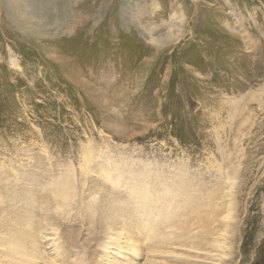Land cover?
I'll return each instance as SVG.
<instances>
[{"label":"rangeland","instance_id":"obj_1","mask_svg":"<svg viewBox=\"0 0 264 264\" xmlns=\"http://www.w3.org/2000/svg\"><path fill=\"white\" fill-rule=\"evenodd\" d=\"M26 2L0 0V233L9 236L22 191L33 188L38 224L47 204L54 227L37 228L40 264H90L81 256L97 255L98 231L80 219L101 195L93 187L125 193L123 185L146 184L158 193L155 185H178L188 194L172 187L166 196L228 205L203 247L212 260L186 246L174 254L199 264H264V0ZM156 2L161 12L152 13ZM193 2L199 21L188 31ZM13 11L32 19L20 24ZM153 33L165 42L149 41ZM50 185L63 186L41 194ZM125 233L111 236L130 241L116 242L127 260L114 256L142 264L139 237ZM24 262L0 243V264Z\"/></svg>","mask_w":264,"mask_h":264},{"label":"bare ground","instance_id":"obj_2","mask_svg":"<svg viewBox=\"0 0 264 264\" xmlns=\"http://www.w3.org/2000/svg\"><path fill=\"white\" fill-rule=\"evenodd\" d=\"M24 2H26V0H5V3L8 7L14 5L16 7H19V5L22 6ZM193 6L194 10L196 8V2H193ZM16 7L14 8L16 9ZM159 10L160 7L156 2L152 13L161 12ZM13 12V17H15L16 21L20 24H26L32 19L31 15L26 17L24 13H18L17 11ZM191 18L192 21L190 25L188 26L187 24V26L189 27L188 31L194 30L197 27L199 16L196 10L193 11ZM253 18L255 21H257V16L254 17L253 15ZM184 19L185 17L183 13L181 18V22L183 21L181 27H185ZM235 20H238L239 22L240 17H236ZM238 26L244 33V36L249 35V32L242 27V24L238 23ZM259 26H261V29H264L263 25L260 24ZM158 36L159 35L157 33L150 34L149 41L157 43L165 42V40L163 41ZM169 36L170 37L168 39L177 40L180 35H178V37L175 36V38H171L172 35ZM75 84L81 90L86 88V84H83L85 86L78 82H75ZM237 84L238 88H242L244 86L242 81L237 82ZM251 98L257 101L260 105V96L252 94ZM235 106H237V104ZM83 150H85V147ZM86 150L85 153L87 152ZM65 184L68 186H73L69 185V182H66ZM58 186L63 185H50L48 186V192H42L43 189L41 188V194H51V191H53L54 189L55 191H59L60 188H57ZM106 186L107 185H96L95 187H93L94 190L98 189L101 191L102 189L103 192L100 193L101 195L98 196L97 201H94L96 198L95 196H93V198L89 201V203L97 202L96 205L89 204L88 202L84 204V206H87V213H82V220L80 219V222H90L89 224L91 225V227L97 228L98 236L94 237L97 255L93 257L90 256V258L87 255L86 259L84 258V256H81L82 259H84L85 261H89L90 264H93L94 261L95 264H125V262H123L122 260H118L115 257L116 255H119L122 256L121 258L127 260V258H125L122 253H119L121 252V249L116 242H126L127 244H129L130 241H125L122 238L120 239L119 235L117 237H113L111 236V234L116 232H122L126 234L125 232L127 229L130 232H136V235L134 237H139L134 241V245L136 243L137 245L135 246H137L138 249H145V253H142L145 254L146 261L142 264H199V261L197 260H195L194 262H189L188 260L183 259L184 256L182 254H174L177 253L175 247L185 246L188 247V249L193 250V252H196V254L193 255L196 259L212 260V254L208 255L205 248L203 247L208 245L211 246V243L207 240L208 235H213L217 232V230H219L217 226L220 225V220H218L217 215L219 212L227 208V203L226 205L225 203L216 202L214 199H211V201L208 202H204L198 199V197L194 199L195 196L192 198L186 196L181 201L176 200L174 197L173 199H171L166 195H171L168 192L172 189L173 185H171L170 187L167 185H155V190L158 193H150L149 185L146 184L123 185L125 186V193L124 191H119V185H110V188H107V191ZM51 187H53L54 189H52ZM173 189H177V192L175 190H172V192H174V195L179 194L182 189L184 194H186L184 191L187 192V189L183 186L182 188H178V185H175ZM97 191H95V193ZM38 194L39 193L37 191H34L33 188H31L30 190H26L24 188V190L22 191L23 199L21 202L20 210L16 211V214H19V216L15 221L16 223L13 224L14 227H7L9 236H5L3 232L0 233V243L5 245L8 248L9 252L16 253L22 258V260L25 259L24 264H40L45 259V251L41 249L40 246L42 238L38 236L39 230H37V228L54 230V227H51L53 220L52 217H50V209L48 208L49 206L47 204L43 205V209L46 208L47 211V214L45 216H42V219L44 220L43 225H39L37 217L34 216L39 207L33 204L34 200L38 199ZM102 195L103 198L101 197ZM109 196L112 198H110ZM41 198L46 199L43 196H40V199ZM27 203H29L30 206H28ZM68 208V206L65 207L67 213L69 212ZM182 215L185 216V218L181 221ZM120 216H123V221ZM95 217H97L96 220ZM215 222H218V224H214ZM83 224H85V222ZM120 224L121 226H119ZM30 228L35 229V231L31 232L32 230L30 231ZM143 238H145L146 241H143ZM86 242H88L87 239ZM56 245L61 246L62 244L60 243V241H57ZM221 246L224 247L223 245ZM110 249L115 250L112 257L107 254V251H109ZM68 250L73 252L76 251V248L70 247L68 248ZM68 250L66 249L65 251ZM146 251L151 254L149 256L153 257L147 258ZM186 253L188 254V252ZM155 256L163 257V259H156L154 258ZM52 264L64 263H58L57 261L52 260ZM128 264L138 263L130 261Z\"/></svg>","mask_w":264,"mask_h":264}]
</instances>
